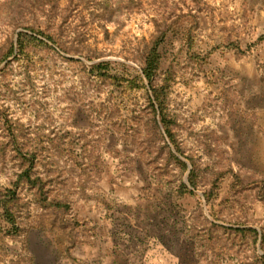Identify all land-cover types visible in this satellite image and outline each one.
<instances>
[{"label": "rangeland", "instance_id": "374dc122", "mask_svg": "<svg viewBox=\"0 0 264 264\" xmlns=\"http://www.w3.org/2000/svg\"><path fill=\"white\" fill-rule=\"evenodd\" d=\"M181 13L155 80L170 76L178 152L155 125L147 79L125 88L92 68L142 74ZM13 43L0 65V195L22 170L21 144L70 208H45L23 184L20 231L0 208V264L263 263L264 0H0V58Z\"/></svg>", "mask_w": 264, "mask_h": 264}, {"label": "trees", "instance_id": "16d2710c", "mask_svg": "<svg viewBox=\"0 0 264 264\" xmlns=\"http://www.w3.org/2000/svg\"><path fill=\"white\" fill-rule=\"evenodd\" d=\"M186 15L187 13L179 14L170 22H166V26L159 29L158 34H156L148 46L147 52L145 54V66L143 68L142 74L128 76L126 74L114 73L108 69L110 61L107 60L95 63L92 68L94 71H98V74H100L102 77L112 79L113 82H120L125 86V88L129 87L130 89H138L140 87L146 86L145 79H147L153 91V93L149 96V105L151 107L155 125L159 129L161 126H164L165 134L161 133L163 138L166 140V138L169 137L171 142L176 145L178 152H181V146L172 126L173 119L166 110V92L169 85V83L166 81H169L170 76L166 78L163 84L156 83L155 80L162 66L161 44L164 42L171 30L178 28ZM41 33L48 39L56 43H60L59 37L62 35L61 32L48 33L43 31ZM28 35L29 33L22 31L19 34L18 44L21 51H24L27 46V42L31 41V38H28ZM186 37L187 42H193L194 38L191 29L188 30ZM231 45L233 47H241L237 42H232ZM14 47L15 46L13 43L10 53L6 54L3 58H0V65L4 59L15 53ZM24 147L25 146H22L21 144L16 146L17 155L21 159V163L23 165L22 170L18 174V177L13 182L12 186L7 187L0 195V208H2L6 219L12 224L11 231L14 232H18L21 229L18 219V211L20 209L21 203L20 189L23 184H29L30 187L36 188V193L40 196V201L45 208L54 207V209L64 210L70 208V204L68 202L62 201L56 197H52L50 199L49 192L46 188L47 182L45 178L42 175L36 174V172H38L37 163L39 159V153L32 148ZM172 153L182 161L177 152L175 153L172 151ZM189 182L190 184L186 181L182 182L181 184L182 188H184L186 191H192L193 188L191 185L196 187L198 183V174L195 167H193L190 171ZM236 230L237 232H241L245 237L248 235V233L257 231L256 228L249 226H240ZM262 259V264H264V254L262 255Z\"/></svg>", "mask_w": 264, "mask_h": 264}]
</instances>
